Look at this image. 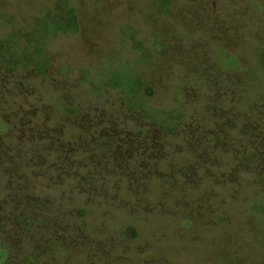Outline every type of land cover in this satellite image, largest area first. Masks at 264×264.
Instances as JSON below:
<instances>
[{"label":"rangeland","instance_id":"374dc122","mask_svg":"<svg viewBox=\"0 0 264 264\" xmlns=\"http://www.w3.org/2000/svg\"><path fill=\"white\" fill-rule=\"evenodd\" d=\"M55 1L0 0V40L23 49L10 28L42 30ZM68 1L79 31L47 78L0 73L2 264H264V0ZM136 80L173 133L106 88Z\"/></svg>","mask_w":264,"mask_h":264},{"label":"trees","instance_id":"16d2710c","mask_svg":"<svg viewBox=\"0 0 264 264\" xmlns=\"http://www.w3.org/2000/svg\"><path fill=\"white\" fill-rule=\"evenodd\" d=\"M165 1L166 0H159L157 6L158 14H169L168 4L171 1L173 2V0H168V2ZM53 6V11L56 16L54 18H48L45 23H42V30L39 31L37 29V32L35 28H32L29 32H22L23 30H17L15 27L10 28L12 33H14L16 36H20L21 40L24 43V47H22L23 49H20L18 51L14 49L16 47L15 45H10L0 40V73L8 74L16 73L17 71H30L43 79L47 78V68L49 65V61L46 55L47 47L61 38L72 37L76 35L79 31V19L77 16L76 9L72 4L69 3L68 0H56L53 3ZM51 13L52 12H48L46 16H50ZM158 46H156V49L158 48ZM12 54L18 55L12 56ZM86 85L90 90L94 92L90 83H86ZM106 88L107 90L118 91L122 95V101L125 103L129 113H136V115H138L143 121L148 120L153 125L158 124L163 133H173L176 126L181 122L179 119L176 118L177 120L173 121V124L171 126L163 127L161 122L158 121L155 116L156 114L163 115L164 111L155 109L147 104L146 98L150 95L151 89L145 87V84H143L140 80L134 81L133 86H127L126 90L123 85H121V83L109 85ZM140 99L141 101L139 102L138 100ZM145 102L147 105H145ZM153 112L156 113L155 116L151 114ZM61 113H63L62 115L66 116L67 118L75 117L79 114L77 109H75L74 107H70L69 105H64ZM259 123V120L255 121V124L259 125ZM4 125L5 123L0 119V131L2 130V126ZM247 132L248 131L245 130V133H243L242 135L246 134ZM250 132H252L253 134V131L249 130L248 133ZM139 134L142 135L143 131L139 130ZM101 145V151L104 152L106 150L105 148H108L110 150L113 147L110 140H102ZM84 213L85 211L82 208H77L75 211V215L77 217L76 219H82L84 217ZM22 218L23 221H21L20 223L22 227L19 225V223H16L17 226H12L14 229L18 226L20 227L16 230L15 234L17 235V232H21L26 228L35 232V226H37V224H35L33 217L24 216ZM42 225L44 226V223ZM75 231L76 233H78L82 230L81 228H77ZM129 237L130 239H134L135 232H131ZM12 250L13 249L9 244L0 245V264L5 262L8 257H11L13 255L11 254ZM58 254L59 258H64L67 256L66 251L60 249ZM26 259L28 262L40 261L36 258V256H34V254L26 256Z\"/></svg>","mask_w":264,"mask_h":264},{"label":"flooded vegetation","instance_id":"af4514ba","mask_svg":"<svg viewBox=\"0 0 264 264\" xmlns=\"http://www.w3.org/2000/svg\"><path fill=\"white\" fill-rule=\"evenodd\" d=\"M250 140H253L254 138L252 137V136H247ZM250 145V144H249ZM135 232V237H134V239L136 238V236H137V232H136V230L134 231Z\"/></svg>","mask_w":264,"mask_h":264}]
</instances>
